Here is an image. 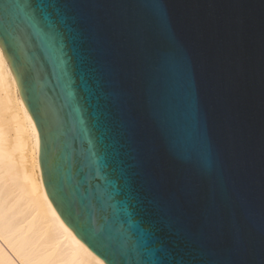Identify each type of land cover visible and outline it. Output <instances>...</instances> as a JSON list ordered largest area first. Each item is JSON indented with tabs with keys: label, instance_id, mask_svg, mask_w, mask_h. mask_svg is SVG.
<instances>
[{
	"label": "water",
	"instance_id": "1",
	"mask_svg": "<svg viewBox=\"0 0 264 264\" xmlns=\"http://www.w3.org/2000/svg\"><path fill=\"white\" fill-rule=\"evenodd\" d=\"M0 48L104 264H264V0H0Z\"/></svg>",
	"mask_w": 264,
	"mask_h": 264
},
{
	"label": "bare ground",
	"instance_id": "2",
	"mask_svg": "<svg viewBox=\"0 0 264 264\" xmlns=\"http://www.w3.org/2000/svg\"><path fill=\"white\" fill-rule=\"evenodd\" d=\"M0 264H104L62 222L38 164V135L0 50Z\"/></svg>",
	"mask_w": 264,
	"mask_h": 264
},
{
	"label": "snow or ice",
	"instance_id": "3",
	"mask_svg": "<svg viewBox=\"0 0 264 264\" xmlns=\"http://www.w3.org/2000/svg\"><path fill=\"white\" fill-rule=\"evenodd\" d=\"M25 15L30 16L34 21L37 20L36 11H35V9L31 3H29L26 6ZM56 38L62 41L63 40V33L58 31L56 33ZM0 50H2V48H0ZM141 211L144 212L145 216L147 217V219L143 222L148 223L150 225V228L149 229L141 228L139 224H135L134 226L138 232L143 234L144 241L147 244H151L157 238V234L153 230H151L152 228H155L156 224H155V221L148 215L146 210L142 209ZM102 227H103V223L101 224V228ZM108 242H109L111 248L113 249V251L118 249V246L120 243L118 238L113 239V240H108Z\"/></svg>",
	"mask_w": 264,
	"mask_h": 264
}]
</instances>
